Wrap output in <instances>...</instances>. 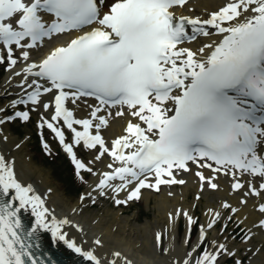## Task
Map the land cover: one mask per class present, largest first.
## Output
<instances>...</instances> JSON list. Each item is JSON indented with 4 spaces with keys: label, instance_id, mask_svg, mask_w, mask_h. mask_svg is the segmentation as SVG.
Instances as JSON below:
<instances>
[{
    "label": "snow or ice",
    "instance_id": "snow-or-ice-1",
    "mask_svg": "<svg viewBox=\"0 0 264 264\" xmlns=\"http://www.w3.org/2000/svg\"><path fill=\"white\" fill-rule=\"evenodd\" d=\"M188 5L0 0V65L20 90L0 105V141L10 140L7 125L35 115L43 152L54 155L47 130L82 185L58 212L47 203L53 189L22 180L16 157L0 149V264H57L37 255L40 229L85 264H134L103 234L88 237L77 217L146 193L175 200L186 174L196 181L192 200L172 205L153 229L163 264H244L241 244L252 252L264 233V0L177 11ZM118 120L120 132L109 134ZM21 210L35 217L27 230Z\"/></svg>",
    "mask_w": 264,
    "mask_h": 264
},
{
    "label": "bare ground",
    "instance_id": "bare-ground-1",
    "mask_svg": "<svg viewBox=\"0 0 264 264\" xmlns=\"http://www.w3.org/2000/svg\"><path fill=\"white\" fill-rule=\"evenodd\" d=\"M222 0H194L189 3L188 7L184 8L185 13L200 14L207 9L211 11L221 4ZM195 6L194 8L192 6ZM191 9V10H190ZM183 12V13H184ZM67 39V37L65 38ZM8 77V76H7ZM5 77V78H7ZM5 80V79H4ZM3 80V81H4ZM15 81V78H13ZM4 81L0 84V95L5 96V92L8 93L9 98H15V94H19V88L14 85V81ZM2 81V82H3ZM82 107H84L82 105ZM122 121L114 123L109 130V134L119 133L121 130ZM6 133L9 135V142L0 141V149L8 151L10 155L16 157L17 170L21 175V179L27 183H32L38 192L44 193L49 187L53 189V192L49 194L47 203L50 207L57 208L58 212L67 211L69 207L76 202V197L68 198L65 195V191L60 188V184L57 185L53 181L52 173L49 169H43L41 164L37 163V160L30 157L26 151V142L21 144V147L17 149L16 143H20L21 139L11 131L7 125ZM189 183L186 186L176 185L174 190L177 192V198L175 200H166L162 194L146 193L139 204L145 203V206L151 209L152 216L142 218L141 216L130 214L128 206H113L107 204L106 201L103 204L91 206L84 211L77 219L80 220L84 226L88 237L94 235L103 234L104 239L109 246L120 247L134 264H163L165 255L161 251L154 247L153 244V229L157 228L166 219V211L176 203H183L186 206L190 201V196L196 191V181L191 174H186ZM225 187L226 181H224ZM65 188V187H64ZM76 188H79L78 186ZM182 192L185 199L179 200V194ZM223 193H221L222 195ZM10 198V197H8ZM193 198V197H192ZM142 201V202H141ZM209 202L207 198L201 200V205ZM22 219L31 228V224L35 221V217L31 211L21 210L20 213ZM256 213H250L249 220H254ZM141 217V218H140ZM95 221V223L93 222ZM243 226V225H242ZM75 232V230H72ZM255 232V229H253ZM40 243L43 247H46V251L55 253L60 257L65 264H85V261L78 254L68 249L66 245L61 242L58 246L53 245L51 241V234L45 230L40 229L37 233ZM79 238V234H77ZM240 243L239 238L236 241ZM251 244L255 248L264 249V233H256L251 240ZM255 248L252 252L246 253L244 247L241 244V256L246 259L244 264H264V251L255 252Z\"/></svg>",
    "mask_w": 264,
    "mask_h": 264
},
{
    "label": "rangeland",
    "instance_id": "rangeland-1",
    "mask_svg": "<svg viewBox=\"0 0 264 264\" xmlns=\"http://www.w3.org/2000/svg\"><path fill=\"white\" fill-rule=\"evenodd\" d=\"M10 128L15 130L16 128L20 130L21 135H19L20 137L23 136V133L27 132L26 134L33 132V127L31 124L28 125H23V126H19L17 123L15 124H10ZM26 134H24V136H26ZM33 139V137H32ZM28 147L26 148V151L29 152V154L31 156H33V158H35L37 160L38 164H41L43 166V169L47 170H51L52 176H53V181L55 182V184L59 185L60 184V188L65 191V195H67L68 198L73 197V195L76 196L75 192L78 191V189L76 188V186L74 184L71 185V183H69V179L66 178L65 175H63V171L62 168L66 167V163L65 161L62 160V158L59 156L58 159L56 161L50 162V161H46V158L44 159L39 150L35 149V146L37 147V143L36 142H32V141H28ZM61 162V163H60ZM66 171V169H65ZM67 172V171H66ZM68 174V172H67ZM65 187V188H64ZM73 188V189H72ZM138 208L140 216L143 218L145 215V218H148L150 215L152 216L151 213V209L147 206H145V203L143 204H138L137 206H135ZM130 214H133L136 216L135 211L131 209H129L128 211ZM148 215V217H147ZM140 217V218H141ZM182 229V228H181ZM243 260H246L243 258ZM227 264H231V261H227Z\"/></svg>",
    "mask_w": 264,
    "mask_h": 264
}]
</instances>
